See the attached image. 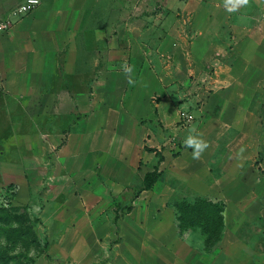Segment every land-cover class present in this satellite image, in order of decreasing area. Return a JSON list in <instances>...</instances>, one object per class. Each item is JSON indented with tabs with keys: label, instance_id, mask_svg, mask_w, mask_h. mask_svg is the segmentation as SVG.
Here are the masks:
<instances>
[{
	"label": "rangeland",
	"instance_id": "1",
	"mask_svg": "<svg viewBox=\"0 0 264 264\" xmlns=\"http://www.w3.org/2000/svg\"><path fill=\"white\" fill-rule=\"evenodd\" d=\"M21 1L0 0V22L10 21V25L5 30L29 14L14 15L15 9ZM107 8V6H99L93 15L96 22L94 21L93 26H89L83 36L78 38L77 44L79 43L82 47V51L76 57V62H73L74 58L65 60L64 53L56 55L58 66L51 76L71 80L73 89L81 90L88 95L85 97V101H80L77 104V111H73V104L67 102L65 96L61 98V95H58V102L51 115L42 113L43 108L37 106V104H41L39 102H30L29 106L21 101L17 108L21 134L17 133L14 136V134H10L11 129L7 128V122L15 121V118L11 117L10 119L6 115L5 110L8 106H3L4 101L0 100V249L6 250L14 257L11 264H79V259L84 254L82 250H86V255L89 248L94 251L91 255L93 261L90 264H111L117 258L128 256L129 251L136 255L135 250L131 247L128 248L129 245L127 246L124 241L119 223L124 217L132 216L130 214L132 200L135 198V192L136 194L141 192H137V188L142 185L139 174H136L137 177L126 186V188L131 187L136 190L120 195L118 201L111 206V212L105 210L99 215L92 213L82 200L83 194L86 193L80 188L82 181L75 183L77 176L74 174L88 177V174L95 171V175L99 176L101 151L98 153L99 162L93 168L89 163L82 167L83 170H78L80 167L78 169L68 168V165L61 161L62 157L64 159L69 154L63 151L61 153V145L58 144L65 142L66 136L72 130L73 123L88 121L93 110H97L100 114L97 117L98 133L95 134L98 137L97 144L106 145L107 142L111 145H130L129 138L135 137L120 129L122 115L132 111L131 114L138 117L137 120H140L141 123L151 122L153 126L164 127L157 118L159 107L156 106V103L160 96H167L168 101L163 105L169 111L172 106L178 109L179 116L170 120L173 123V130L164 132L160 127L155 126L156 129L142 133L141 140H137L135 144L155 145L154 149L158 151V155L155 156L156 161L159 156L162 157V163L158 165V168L161 169L158 180H161L167 188L170 186L172 189V191L169 190L171 195L164 206L170 207L174 213L173 225L176 236L170 244L167 243L165 246L164 240L155 238L158 237L155 234L159 235L160 232L158 234V231L147 229L150 241L154 242L146 245L147 252L144 256L147 257L146 264H196L199 262L200 250L206 254V264L229 263L231 257H227L228 251H226L227 256L214 253L224 246L221 241L222 236L208 242L206 235L201 233L199 227L184 225L177 218L175 204L179 200L194 201L198 197L204 196L194 189V183H190L188 177L182 173L179 160L173 162V159L182 155V149L186 148L184 140L193 133L190 131V124H204L206 110L209 109L208 105H210L213 95L226 90L231 98L229 103L235 104L234 99L238 95L235 92L238 91L234 89V84L226 86L222 84L221 79H214V68L219 60L226 59L228 62L233 60V56L223 50L232 45L234 39L227 36L216 39L218 46L213 50L214 52L205 54L198 62L190 61L189 58H186L187 55L183 54H147V69L143 74H138V71L115 70L116 72L111 78L114 84L96 87L85 85L82 83L93 79L94 75L104 78V73H106L104 70L109 66L107 55L101 51L97 55H93V58L98 60L91 64L92 55L86 52L88 46L92 47L96 44L97 49L106 51L112 40L116 45L117 41L122 42V39H126L132 46L137 47L139 41L144 42L141 43L143 45L146 41L149 43V40L158 33V31L148 28L150 31L148 30L144 35L139 34L140 27H144L145 24L137 20L129 23L131 30L123 29L124 24L121 21H106V17L110 13ZM114 8L116 16L121 18L124 13L121 7L115 5ZM137 12L139 9L132 7V16ZM150 24L167 27L171 22L153 19L147 25ZM128 26V24L125 25V27ZM112 27L114 28L112 29ZM95 28L98 32V39L93 40L90 30L94 31ZM127 32L133 33L134 37H128ZM92 41L95 44H91ZM74 43L75 41L72 45ZM72 48L73 46H70V49ZM115 59L118 62L123 58L120 56ZM135 60L137 62V58ZM132 61L136 63L134 59ZM168 64L170 66L166 68ZM187 65L192 68V72L188 71ZM160 67L167 69L165 74H168L169 71V75H174L173 80H165L166 82L170 81L168 85L159 84L160 78L157 70ZM249 67L244 68V72L250 70ZM252 74L253 78L248 80H244L246 77L243 75L244 88L241 91L242 106L247 111L245 119L249 123V126L244 125L242 139H239L243 154L249 158L242 167V175L238 174V177H235L233 175L234 167L231 166L225 171V167L220 165L225 156L221 148L224 145H235L236 133L234 128H229L225 134L218 136L220 143L218 147L221 148H217V151L210 157L209 164L202 167L204 171L209 170L208 174H212L213 178L209 179V176H206L199 180L197 185L205 187L209 181L211 185L209 192L215 198L214 200L208 196L204 198L214 202L223 210L227 204L230 207L231 217L239 216L238 213H235L234 208L240 204L250 208L251 211L247 214L240 213L244 222L241 225L238 224L240 228L235 235L233 233L231 238L240 240L239 244L250 243L251 253L258 259L257 263L264 264V69L254 68ZM98 81L100 82V79ZM225 105L229 104L226 102ZM71 112H74L73 116L70 114ZM182 112L191 114L193 118L187 121L183 118ZM248 112L254 114L252 123H250ZM107 125L109 126L107 127ZM8 129L10 130L7 131ZM29 134L34 136H28ZM95 135L94 132H87L85 137L93 139ZM236 145H238V140ZM115 148L117 149L118 146ZM146 148L147 146L144 149ZM81 157L78 158L76 165H80V161L83 164L88 161V159L81 160ZM115 169L117 168L115 167ZM221 177L224 183L220 187V182L216 180ZM101 182L107 185L104 179H101ZM226 184L232 186L231 190L237 187L244 188L245 196L238 198L231 195V190L225 188ZM78 197L84 203V207L75 212L79 208ZM145 197L148 199V196ZM160 204L162 206L163 202ZM243 209L245 211V207ZM142 211L138 214L142 222L155 219L153 213L148 212L147 209ZM6 213L11 216L8 220L5 217ZM16 214L21 217L19 219L14 217ZM97 224L108 226V228L105 227L104 232L97 235L93 230L91 234L82 235V231L76 234L81 226V230H84L88 225ZM110 225H113L114 229L110 228ZM229 233L231 235L230 231ZM164 237L163 239H165ZM33 239L36 240L35 244H32ZM229 251L231 255L234 254L233 248H230ZM171 252L176 254L177 260L172 261L168 255ZM187 252H190L191 255L187 256ZM179 254L181 257L178 256Z\"/></svg>",
	"mask_w": 264,
	"mask_h": 264
},
{
	"label": "crops",
	"instance_id": "2",
	"mask_svg": "<svg viewBox=\"0 0 264 264\" xmlns=\"http://www.w3.org/2000/svg\"><path fill=\"white\" fill-rule=\"evenodd\" d=\"M22 2L23 0L20 3ZM225 2L226 0H40L38 6L29 11V14L26 13L28 15L22 20L17 21L7 30L0 29V100L4 101L3 106H8L6 110L4 109L6 115L10 119L11 117L15 118V121L10 120L7 122V128L11 129L7 131L10 130V134H14V136L17 133L21 134L19 114L17 113V108L21 101L29 106L30 102L41 103L40 105L37 104V106L43 108L42 113L44 115L54 113L53 109L58 102V95H61V98L63 96L67 97L66 101L73 104V111H77V104L80 101H85V97L88 95L81 90L73 89L74 86L71 87V80H64L62 77H52L51 73L58 66L56 55L59 53H64L66 56L65 60L74 58L73 62L77 61L76 57L82 51V47L79 43L77 44L78 38L83 36L89 26H93L94 21L96 22L93 15H95L94 12L99 6H107V10H110L106 21H121L125 30L130 29L129 23L137 20L145 24L144 27H140L139 34L144 35L149 29L158 31V33L149 40V43L146 41L143 45L141 43L144 42L139 41L137 47L132 46L130 41L126 39H122V42L117 41L116 45L112 40L106 51L97 49L95 42L93 43L92 41L91 44H95V46L92 45V47L88 46L86 48V52L92 55L91 64L98 60L93 58V55H97L101 51L107 55V64L109 66L104 70L106 71L104 78L94 75L93 79H88V81L82 83L89 86L96 87L114 84L111 78L115 74V70L126 71V69H130L132 72L138 71V74H143L147 69V54H183L187 55L186 58H189L190 61L195 60L198 62L205 54L214 52L213 50L218 46L216 39L227 36L234 39V41L232 40V45L223 51L231 54L230 56H233V60L230 62L226 59L219 60V63L214 68V79H221L222 84L226 86L234 84V89L238 91L235 93L239 96H235V104H232L229 103L231 98L226 90L213 95L210 105H208L209 109L206 110L204 124H190L192 134L206 141L207 147L198 158L193 156L191 148L186 147L182 149V155L173 159V162L179 160L182 173L188 177L190 183H194V189L200 195L211 197L214 200L215 196L209 192L211 186L209 181L205 187L197 185L198 181L204 177L206 178V176H209V179L213 178L212 174H208L209 170L204 171L202 167L209 164L210 157L217 151V148H221L218 147L220 146L218 136L225 134L227 129L234 128L236 133L234 138L235 145H224L221 148L225 156L220 165L225 167V171L231 166L232 168L234 167L233 175L235 177H238V174L243 172L242 167L249 159L243 154L242 147L239 145V139H242L243 136L244 125L249 126L248 121L245 119L247 111L242 106L243 75L246 77L244 80H248L253 78L252 72L254 68L264 69V0H248V4L239 7L234 12L227 11ZM115 5L121 7L124 12L121 18L115 14ZM132 7L139 9V12L135 13L136 15L134 14L135 16H132ZM118 12L120 13L119 9ZM153 19L168 21L171 24H168L167 27L155 26L154 24L148 26L147 24ZM127 24L129 26L125 27ZM90 31L92 33L91 38L93 40L98 39L97 29ZM132 34L127 32L130 38L134 37ZM139 37L142 36L139 35ZM74 41L75 43L72 45ZM70 46H73V48L70 49ZM120 56L123 59L116 62L115 57ZM136 58L138 63L135 60ZM168 66L170 65L168 64L166 68ZM187 67L189 68L188 71L192 72V68L188 65ZM247 67L250 70L244 72V68ZM166 68L160 67L157 70L160 78L159 84L162 86L170 83V81L166 82L168 79H174V75H169V71L167 72L168 74H165ZM175 69L177 71V68ZM98 79H100V82ZM159 98L158 103H156V106L159 107L157 109V118L164 127H160L161 125L155 126L157 128L160 127L164 132L172 131L174 127L170 120L179 116L178 109L172 106L170 107L171 111H169L163 105L168 101V97L160 96ZM226 102L229 105L226 106ZM131 112L122 115L123 119L120 124V129L123 132L125 130L128 134L135 137L129 138L130 145H111V143L107 142L106 145L97 144L98 137L95 134L98 133L97 117L100 115L97 110H93L88 121L73 123L72 130L66 136L65 142L58 144L61 145V153L66 152L69 154L64 159L62 157L61 161H64L68 168L75 167L78 169L80 167L78 170H81L82 167L89 163L93 168L99 162L100 156L98 153L101 151L102 160L99 163V176L95 175V171L90 175L88 174V177L74 174V176H77L75 183L82 181L80 188L86 191L82 196V200L92 213H98L99 215L105 210L111 212V206L118 201L117 199L120 195L136 190L131 187L126 188L137 177L136 174H139L142 183L144 174L153 170L154 167L158 168L159 163H162L161 160L156 161L155 152L157 150L154 149L155 145L135 144L137 140H141L142 133H148L156 129V127L151 122L141 123L140 120H137L138 117L131 114ZM70 114L73 116L74 112ZM249 114L250 123H252L254 114ZM110 126L112 128V125ZM87 132H94L95 137L93 139L85 137ZM30 135L33 134L28 136ZM237 140L238 145H236ZM115 146H118V150ZM145 146H147L146 149H144ZM61 153L60 155H62ZM79 157H81V160L88 159V161L84 164L80 161V165H76L75 163H77ZM147 159L149 160L148 162L146 161ZM150 166L151 168H149ZM158 170L161 171L159 168ZM84 178L86 180H83ZM101 179H104L107 185H104ZM216 181L220 182V187L224 183L222 177ZM231 187L229 184L225 185V188L229 190H231ZM169 190L172 191L170 186L167 188L161 180H157L150 189L141 190L138 194L135 192V198L131 203L130 214L132 216L124 217L119 225L124 241L127 246L129 245L128 248L131 247L135 250L136 255L129 251L128 256L117 258L111 264H146L147 257H144L147 252L146 245L154 242L150 241L146 232L147 229L149 231H158V234L160 232L159 235L155 234V236H158L155 238H159L161 241L164 240L165 246L167 243L170 244L176 236V231L173 225L174 213L170 207L164 206L171 195ZM230 194L243 198L246 191H244V188L240 189V187H237L234 190L232 189ZM145 196H148V199ZM82 200L78 197L79 208L75 212L83 209L84 203H82ZM161 202H163L162 206ZM242 207H245V211ZM146 209L148 212L153 213L154 220L142 222L138 214ZM234 210L236 214H239L238 217H231L230 207L227 204L222 211L223 229L221 241H223L224 246L217 249L214 253L227 256L226 251H228L229 255L227 257H231V261L224 264H258V259L251 253L252 247L250 243L242 242V244H239L240 240L231 238L233 233L235 235L236 231L239 230L240 226L238 224L241 225L244 222L240 213L244 215V212L247 214L251 210L244 204L236 206ZM137 218L140 219L138 220ZM92 226L88 225L84 230H81V226L80 230L76 231V234H79L80 231H82V235L85 233L91 234L93 230L96 231L97 235L103 233L106 227L98 224ZM110 228L114 229V226L110 225ZM229 231L231 235H229ZM230 248L234 249V254L232 255L229 251ZM85 251V249L84 251L82 250L84 254L79 259V264H90L93 261L91 259V255L94 252L93 249L89 248L86 255ZM199 253H201L198 257L199 262H196V264H206V254L201 250ZM168 255L172 261L177 260L174 252ZM186 255L190 256L191 253L187 252ZM178 256L181 257V254Z\"/></svg>",
	"mask_w": 264,
	"mask_h": 264
},
{
	"label": "trees",
	"instance_id": "3",
	"mask_svg": "<svg viewBox=\"0 0 264 264\" xmlns=\"http://www.w3.org/2000/svg\"><path fill=\"white\" fill-rule=\"evenodd\" d=\"M158 155V152H155ZM161 156L158 157L160 161ZM161 175V171L157 167H154L153 170L147 171L142 179V185L138 188L137 192L150 189L154 183L158 180ZM176 216L180 222L184 225L190 227H199L201 233L206 235L207 241L210 242L212 239H218L221 237L223 229V218H222V208L219 207L214 202L204 198L198 197L194 201L189 200H179L175 204ZM21 217L16 214L14 217ZM6 220L11 216L6 213ZM22 232V231H21ZM21 235V234H20ZM36 240H32V244H35ZM14 257L11 254H8L6 250L0 249V264H11Z\"/></svg>",
	"mask_w": 264,
	"mask_h": 264
},
{
	"label": "clouds",
	"instance_id": "4",
	"mask_svg": "<svg viewBox=\"0 0 264 264\" xmlns=\"http://www.w3.org/2000/svg\"><path fill=\"white\" fill-rule=\"evenodd\" d=\"M246 4H248V0H226L225 8L228 12H234L237 11L239 7ZM126 71H130V69H126ZM184 144L186 147L193 149V156L197 158L207 147L206 141L193 134H189L185 138Z\"/></svg>",
	"mask_w": 264,
	"mask_h": 264
},
{
	"label": "built area",
	"instance_id": "5",
	"mask_svg": "<svg viewBox=\"0 0 264 264\" xmlns=\"http://www.w3.org/2000/svg\"><path fill=\"white\" fill-rule=\"evenodd\" d=\"M40 0H23L14 11V15L20 16L23 14L28 13L29 11L33 10L38 4ZM10 25V21H3L0 22V29H6ZM183 118L189 121L193 118L191 114H186L185 112L181 113Z\"/></svg>",
	"mask_w": 264,
	"mask_h": 264
}]
</instances>
